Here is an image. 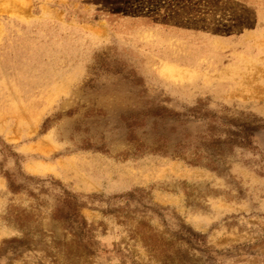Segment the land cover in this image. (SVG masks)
<instances>
[{"label": "rangeland", "instance_id": "rangeland-1", "mask_svg": "<svg viewBox=\"0 0 264 264\" xmlns=\"http://www.w3.org/2000/svg\"><path fill=\"white\" fill-rule=\"evenodd\" d=\"M0 264H264V0H0Z\"/></svg>", "mask_w": 264, "mask_h": 264}]
</instances>
